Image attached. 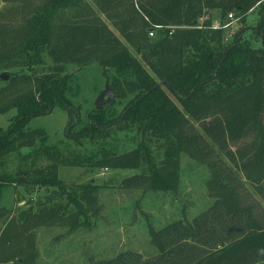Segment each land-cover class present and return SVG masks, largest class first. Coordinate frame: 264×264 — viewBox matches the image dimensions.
<instances>
[{"label":"trees","instance_id":"1","mask_svg":"<svg viewBox=\"0 0 264 264\" xmlns=\"http://www.w3.org/2000/svg\"><path fill=\"white\" fill-rule=\"evenodd\" d=\"M1 1L7 7L0 11V69L25 70L12 73L0 90V114L17 110L9 128L0 129V162L39 139L49 164L0 175V200L4 187L16 185L32 192L56 188L48 202L59 195L66 202L57 208L47 203L37 212L0 207V264L31 263L41 227H63L71 236L91 227V217L99 218V187L66 185L59 177L62 165L148 166L149 173L132 184L159 192L177 190L185 156L209 171L206 205L191 217L150 227L151 253L125 249L88 264L264 263V0ZM213 11L221 12L219 18ZM250 11L259 16L254 33L262 49L245 40L244 28L226 45L229 16L243 24ZM215 22L223 27L214 28ZM155 26L161 28L151 37ZM93 63L108 80L115 71L107 84L118 99H133L113 121H106L113 103L96 109L87 133L68 139L84 147L115 125L136 127L142 140L123 155L92 158L69 155V149L65 155L49 145L45 130L28 129L32 118L56 106L70 118L79 114L66 96L63 73L68 65ZM160 147L165 153L158 161L154 150Z\"/></svg>","mask_w":264,"mask_h":264},{"label":"rangeland","instance_id":"2","mask_svg":"<svg viewBox=\"0 0 264 264\" xmlns=\"http://www.w3.org/2000/svg\"><path fill=\"white\" fill-rule=\"evenodd\" d=\"M6 7L7 5L0 1V11H4ZM220 13L213 11L212 15L216 19L219 18ZM206 19L208 16L203 18L201 23ZM258 19L257 11H250L243 24L234 17V20L230 19L224 27L221 23L215 22L214 28L215 26L224 28L226 45L231 43L234 36L244 28L245 40L255 49H262V39L254 33ZM24 70L22 66L10 70L0 69V75L7 73L11 77L16 73L21 74ZM43 71H47V68H41L40 72ZM63 76L68 77L66 96L79 114L70 118L64 108L56 106L52 113L32 118L28 129L45 130L49 145L60 146L65 155L69 149V155L71 151H76L88 157L102 158L110 152L123 155L137 149L142 137L136 127L121 129L115 125L106 135L85 140L84 147L68 139V135L71 134L87 133L93 122L92 115L96 112V99L105 90L107 81L111 82L116 75L115 71H110V80H108L103 68L93 63L84 67L76 64L68 65ZM9 80L6 82L0 80V90L8 86ZM169 95L176 100L172 93ZM132 99V96L121 100L117 98L109 108L106 121L120 117ZM16 115L15 109L0 114V129L6 131L11 119ZM40 144L38 139L36 145L21 148L7 156L3 162H0V175H14L18 171H31L47 166L49 162L39 152ZM154 151L157 157L160 156L158 161H161L164 158V148L160 147ZM59 171L60 179L68 186L97 185L100 191L97 199L101 213L99 218L91 217V227H85L71 236H67V230L63 227L39 228L36 233L37 255L29 264H88L92 258L110 257L125 249L151 253L150 227L158 228L182 215L191 217L209 201L207 191L209 171L205 166L194 164L186 156L181 161L177 190L153 192L143 185H133L135 180L149 173L148 166L143 169H116L67 164L62 165ZM237 172L241 174L240 171ZM55 191L57 190L53 187L36 189L32 192L21 186H6L2 191L0 207L10 211L15 210L17 213L27 209L37 212L43 205L49 203L48 197L51 198ZM61 202L65 203L66 198L59 195L53 198L49 205L57 208ZM16 212L12 215L17 216ZM1 227H4L3 222L0 223Z\"/></svg>","mask_w":264,"mask_h":264},{"label":"water","instance_id":"3","mask_svg":"<svg viewBox=\"0 0 264 264\" xmlns=\"http://www.w3.org/2000/svg\"><path fill=\"white\" fill-rule=\"evenodd\" d=\"M10 79L7 73L0 75V80L6 82ZM163 83H160L162 85ZM117 100L115 91L111 88L110 83L107 84L104 91H102L96 99V109L103 110L108 104L114 103Z\"/></svg>","mask_w":264,"mask_h":264},{"label":"built area","instance_id":"4","mask_svg":"<svg viewBox=\"0 0 264 264\" xmlns=\"http://www.w3.org/2000/svg\"><path fill=\"white\" fill-rule=\"evenodd\" d=\"M0 1H1V0H0ZM234 17H235V16H234L233 14L229 16V18L231 19V21L234 20ZM236 19H237V18H236ZM238 20H239V19H238ZM160 28H161L160 26H155V29H152V30H151L150 36H151V37H154V36L156 35V30H158V29H160ZM215 28H219V26H215Z\"/></svg>","mask_w":264,"mask_h":264}]
</instances>
